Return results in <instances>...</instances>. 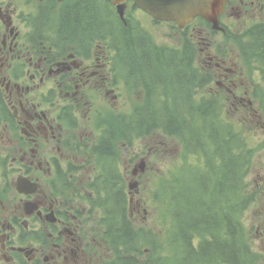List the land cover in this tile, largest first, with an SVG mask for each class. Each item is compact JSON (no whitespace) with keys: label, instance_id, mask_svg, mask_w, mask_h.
Segmentation results:
<instances>
[{"label":"trees","instance_id":"16d2710c","mask_svg":"<svg viewBox=\"0 0 264 264\" xmlns=\"http://www.w3.org/2000/svg\"><path fill=\"white\" fill-rule=\"evenodd\" d=\"M58 10L53 9L51 17ZM62 14L64 31L80 33L83 44L93 37L103 44L111 42L129 73L141 75L148 93L143 111L106 124L93 147L102 174L90 181L87 187L94 194L86 200L97 210L114 255L107 264H258L260 254L242 220L252 201L247 178L253 169V148L229 121L225 103L207 96L212 82L195 66L196 45L189 35L184 34L182 48L160 50L137 26L125 25L108 8L84 1ZM235 40L246 64L264 79V21ZM3 96L0 89V117L7 111ZM156 129L179 138L185 149L177 171L156 194L166 210L164 238L136 227L116 147L117 138L132 142ZM67 179L64 190L70 189Z\"/></svg>","mask_w":264,"mask_h":264},{"label":"flooded vegetation","instance_id":"af4514ba","mask_svg":"<svg viewBox=\"0 0 264 264\" xmlns=\"http://www.w3.org/2000/svg\"><path fill=\"white\" fill-rule=\"evenodd\" d=\"M227 6L226 20L233 15L248 19L262 12L264 0H228ZM13 10L1 1L0 83L5 87L0 85V89L7 111L0 117V134L7 143L0 150L5 164L0 183L5 181L12 188L8 193L0 189V264H44L53 256L41 253L49 247L57 250L62 232L73 224L82 240L80 253L88 259L86 264H93L99 259V250L87 239L82 215L74 205L62 208L52 186L54 176L63 175L57 165L66 140L72 134L80 135L81 130L87 134V128L83 129L87 118L79 113V107L90 106V91L96 86L113 83L112 45L98 43L96 37L83 44L80 33L67 34L62 12L55 18L46 12L40 20L36 7L23 13ZM126 11L133 15L134 6ZM200 40L206 46L201 48L203 62L215 65L219 77L228 79L227 73L235 71L234 59L218 51L210 36L201 33ZM230 92L236 95L234 88ZM244 99L240 97V101ZM11 166H17V172L9 176ZM21 178L37 186H27V192L21 193L17 190ZM29 202L39 209L29 211L25 206ZM62 250L67 252L66 248L59 252Z\"/></svg>","mask_w":264,"mask_h":264},{"label":"rangeland","instance_id":"374dc122","mask_svg":"<svg viewBox=\"0 0 264 264\" xmlns=\"http://www.w3.org/2000/svg\"><path fill=\"white\" fill-rule=\"evenodd\" d=\"M3 5H10V8L18 13L21 10H30L36 7L39 11V18L43 20L45 18L46 12L50 7V0H0ZM6 1V2H5ZM13 10V11H14ZM14 12V14H15ZM141 23L144 29L151 34L154 41L159 45H177L183 33H181L172 24L157 25L153 23L147 16L139 14ZM264 20V10L256 17L250 18L246 23L233 19L231 22V33L229 37L224 36V34H219L211 32L210 37L216 47L220 49H230V56L234 59L236 63L235 71L227 73V77H233L238 89V94L240 92L246 93V99L242 103L237 102L229 89L233 88L228 81L223 80L219 77L221 72H219L215 65L211 67H206L209 69L212 76L211 86L215 91L218 92V96L221 99L228 100V105H223V111L225 109L229 121L232 122L238 131L244 135L245 139L248 141L249 146L253 148L252 154V171L247 178L248 191L251 194L252 201L249 207L245 210L243 215V224L251 234L252 244L255 250L260 254V261L258 264H264V80L261 77V73L257 70L251 69L245 62L242 53L239 50V45L236 42V38L240 35L239 33L248 28L251 24L256 21ZM198 25L202 26L200 23ZM205 28L206 24H203ZM25 27V26H24ZM39 28L42 29V21L39 24ZM200 28L197 29V31ZM209 30H211L209 28ZM194 35L196 32L193 31ZM34 38L35 35L33 34ZM197 40V38H195ZM235 41V42H234ZM197 42V41H196ZM198 56L202 59L200 52L201 48L205 45L197 42ZM197 65L203 66V61L196 60ZM205 67V66H204ZM119 84L122 85V92L124 95V105L126 110H131L137 106H141L143 101L141 100L140 94V83L139 81H131L126 83L123 76H119ZM219 82L221 84H219ZM1 86L5 87L4 84ZM229 86L231 88H226ZM108 88H113L111 84L107 86H96L90 91L92 95L96 97V101L93 105L88 108L79 107V113L87 118V125L84 126V130L87 128V134L91 138V143L94 140L98 141V134L100 133L101 127L99 129L94 128V122L96 120L93 109L98 108L103 112L104 119L107 120L106 111L112 116L117 114L115 110H108L107 107L109 103L112 106H116L118 99H116V91L107 90ZM253 88V94L256 98H253L250 94ZM106 92V93H105ZM8 93V92H7ZM109 98V99H108ZM80 131V130H79ZM81 135L87 136V134L81 130ZM7 141L2 138L0 134V150H2ZM131 150L134 152L137 146L140 144H145V150L149 152L153 149L152 158L142 157V155H131V153H126V164H122L123 170H126V185L128 189L130 185L134 182L131 175L134 164L144 159L146 172L149 174L143 177V173L139 176V185L132 189L131 198L133 199L131 204V213L134 223L137 228H150L156 233L162 234L168 224H161L159 220H165V207L162 202L154 204L149 196V191L145 189L148 179L151 176L156 178L157 182H160L163 178L167 176L166 172L174 169L178 164L179 158L183 153V144L176 138H172L162 133L161 131H155L150 135L135 138L132 142H128ZM64 151H69L66 149ZM119 155L122 156V150L119 148ZM157 159L160 163L157 162ZM194 160L193 158H190ZM97 164L95 161L86 163L85 170L88 171L83 174H76L74 185L72 189L67 192L68 197L74 195L75 191H82L84 186L87 185L91 175L90 171L97 170ZM8 175H15L17 172V166H11V169H7ZM17 177V176H15ZM155 184L154 179H150L148 182L149 188H152ZM156 186V185H155ZM12 185L5 181L0 183L1 191L8 193ZM86 192V191H85ZM8 197V195H7ZM143 206V207H142ZM13 207V206H12ZM161 235V237H162ZM92 246H96L98 242L91 238V234L88 233V238ZM81 237L76 231V226L73 224L68 230L62 232V243L60 247L55 250L53 248H47L41 255H52L44 262V264H86L87 260L81 253ZM105 245V250L108 249V242L106 238H103ZM76 247L75 250H72ZM66 248V251L59 252V250ZM106 257V254H105Z\"/></svg>","mask_w":264,"mask_h":264},{"label":"water","instance_id":"95a60500","mask_svg":"<svg viewBox=\"0 0 264 264\" xmlns=\"http://www.w3.org/2000/svg\"><path fill=\"white\" fill-rule=\"evenodd\" d=\"M119 3L125 0H111ZM140 7L162 20H175L181 26L196 15L205 17L212 22L214 28H219L218 15L222 12L225 0H137ZM123 12V7L119 6ZM25 180V179H24ZM20 181L19 191H25L29 185Z\"/></svg>","mask_w":264,"mask_h":264}]
</instances>
